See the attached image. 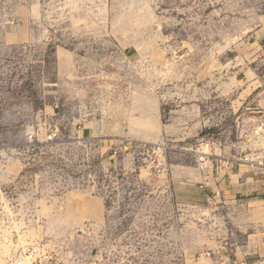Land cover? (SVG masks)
Masks as SVG:
<instances>
[{
	"label": "rangeland",
	"instance_id": "rangeland-1",
	"mask_svg": "<svg viewBox=\"0 0 264 264\" xmlns=\"http://www.w3.org/2000/svg\"><path fill=\"white\" fill-rule=\"evenodd\" d=\"M262 116L264 0H0V257L187 264L228 209L176 167L236 160Z\"/></svg>",
	"mask_w": 264,
	"mask_h": 264
},
{
	"label": "crops",
	"instance_id": "crops-1",
	"mask_svg": "<svg viewBox=\"0 0 264 264\" xmlns=\"http://www.w3.org/2000/svg\"><path fill=\"white\" fill-rule=\"evenodd\" d=\"M200 115L193 105L179 109L171 117L173 124L168 132L197 135L201 128ZM220 162L206 173H202L200 168L192 173L180 166L175 169L181 173L176 181L177 187L185 192L187 200L192 199L195 196L193 191H196L205 201L228 209L227 234L220 240H205L203 247L188 255L186 262L238 264L245 261L247 264H264V175L243 162ZM201 183L205 184L203 188ZM241 231L245 237L239 243L235 235Z\"/></svg>",
	"mask_w": 264,
	"mask_h": 264
},
{
	"label": "built area",
	"instance_id": "built-area-1",
	"mask_svg": "<svg viewBox=\"0 0 264 264\" xmlns=\"http://www.w3.org/2000/svg\"><path fill=\"white\" fill-rule=\"evenodd\" d=\"M255 124L250 132L251 144L248 151L239 156L236 161L247 164L264 175V117L256 118ZM55 136L49 135V140ZM210 164L204 163L199 168L202 173L210 169ZM212 168V167H211ZM204 183L200 187H204ZM218 194V193H217ZM210 255V252H206ZM0 264H65L63 258L51 247L42 243H32L21 246L0 257ZM237 264V263H236ZM238 264H247L240 261Z\"/></svg>",
	"mask_w": 264,
	"mask_h": 264
}]
</instances>
